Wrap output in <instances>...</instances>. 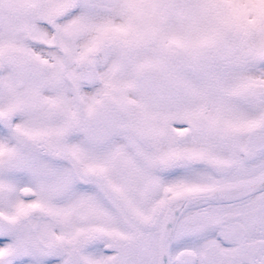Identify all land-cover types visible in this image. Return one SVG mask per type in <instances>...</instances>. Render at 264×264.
<instances>
[{"label": "snow or ice", "instance_id": "obj_1", "mask_svg": "<svg viewBox=\"0 0 264 264\" xmlns=\"http://www.w3.org/2000/svg\"><path fill=\"white\" fill-rule=\"evenodd\" d=\"M0 264H264V0H0Z\"/></svg>", "mask_w": 264, "mask_h": 264}]
</instances>
